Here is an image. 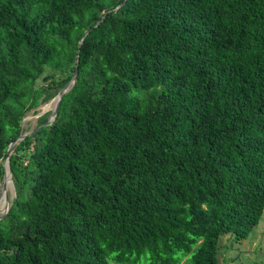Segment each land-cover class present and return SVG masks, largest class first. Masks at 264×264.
<instances>
[{
	"label": "trees",
	"instance_id": "obj_1",
	"mask_svg": "<svg viewBox=\"0 0 264 264\" xmlns=\"http://www.w3.org/2000/svg\"><path fill=\"white\" fill-rule=\"evenodd\" d=\"M75 68L11 146L0 264H218L264 208V0H0V181Z\"/></svg>",
	"mask_w": 264,
	"mask_h": 264
},
{
	"label": "rangeland",
	"instance_id": "obj_2",
	"mask_svg": "<svg viewBox=\"0 0 264 264\" xmlns=\"http://www.w3.org/2000/svg\"><path fill=\"white\" fill-rule=\"evenodd\" d=\"M50 100L38 106L36 112L29 111L23 117L21 126L25 130L24 132L32 130L36 125V119L39 115L51 110L53 103H50L43 109ZM6 192L10 199L13 196L11 181L10 184H6ZM0 204L1 214L4 207V200L2 197H0ZM217 262L218 264H264V208L257 224L245 239L235 242L233 240L230 241V236L228 235L221 236L218 241Z\"/></svg>",
	"mask_w": 264,
	"mask_h": 264
},
{
	"label": "water",
	"instance_id": "obj_3",
	"mask_svg": "<svg viewBox=\"0 0 264 264\" xmlns=\"http://www.w3.org/2000/svg\"><path fill=\"white\" fill-rule=\"evenodd\" d=\"M102 16L100 17V19L98 21H96L93 26H95L100 20H101ZM92 26V27H93ZM91 29V27L87 30L84 31V33L82 34V36L80 37V40H79V43H78V47L81 45L84 37L86 36V34L88 33V31ZM75 74H76V68L74 69L70 79L57 91V93L51 98L53 99V105H52V108L50 110V113L48 114V116L46 117V120L44 121L43 124H46V123H49L53 120L54 118V115L56 113V109H57V106H58V103H59V100H60V97L61 95L69 88V86L73 83L74 81V78H75ZM31 131H28V132H22L20 134H18L16 136V138L14 140H12L11 142L8 143V146L6 148V152H5V156L1 162V165H2V168H3V174H2V178H1V186H0V197L3 198V200L5 201L6 203V206L3 210V212L0 214V218L7 212V209L9 207V198L7 196V192H6V175H5V171L7 170V177H8V180H9V183L11 181V178H10V169H9V166H8V156H9V153H10V149H11V146L17 142L18 140L22 139L25 135L27 134H30Z\"/></svg>",
	"mask_w": 264,
	"mask_h": 264
},
{
	"label": "bare ground",
	"instance_id": "obj_4",
	"mask_svg": "<svg viewBox=\"0 0 264 264\" xmlns=\"http://www.w3.org/2000/svg\"><path fill=\"white\" fill-rule=\"evenodd\" d=\"M53 99H51L48 103H46V105L43 107V109H45L50 103H53ZM5 175H6V181H7V184H10L9 183V180H8V177H7V170L5 171ZM1 204H2V200H1ZM0 204V205H1ZM5 206H6V203H5V201H4V207H3V209L2 210H4V208H5Z\"/></svg>",
	"mask_w": 264,
	"mask_h": 264
}]
</instances>
